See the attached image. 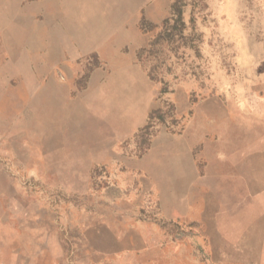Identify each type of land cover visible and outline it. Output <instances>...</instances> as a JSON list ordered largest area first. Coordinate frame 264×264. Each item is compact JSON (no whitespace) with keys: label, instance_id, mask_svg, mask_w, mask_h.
Returning <instances> with one entry per match:
<instances>
[{"label":"rangeland","instance_id":"obj_1","mask_svg":"<svg viewBox=\"0 0 264 264\" xmlns=\"http://www.w3.org/2000/svg\"><path fill=\"white\" fill-rule=\"evenodd\" d=\"M17 1L0 17V264H264V194L223 160L264 149V0Z\"/></svg>","mask_w":264,"mask_h":264},{"label":"crops","instance_id":"obj_2","mask_svg":"<svg viewBox=\"0 0 264 264\" xmlns=\"http://www.w3.org/2000/svg\"><path fill=\"white\" fill-rule=\"evenodd\" d=\"M9 1L10 0H0V17L3 14L2 12L5 11L6 15L7 16L9 15L8 17L13 19L14 13H12V12L15 11L16 5L18 7L20 6L19 5L20 3L17 0H15L14 2H9ZM70 2H72V0H50V6L53 7L54 9H56V11H58L59 9H61V10L68 9V8L70 9L71 8L69 6L71 4ZM8 4H10L9 8L5 9L4 7L8 6ZM68 18H69V15H68ZM86 20L88 22H93V20H88V19H86ZM86 20L79 22L80 28H85V27L88 28L89 27ZM8 21H10V19H8ZM14 27H15V25H14ZM23 29L24 30L27 29L29 32V26L27 28V26L23 25ZM94 36L90 39V42H89V40L87 38V32L83 31L81 33V37H82L81 45H80V48H77L78 51H80V53L83 54L84 51H88L89 49L90 50L94 49V46H96V44L94 43ZM79 37H80V35H79ZM55 44L60 45V43H58L57 38L55 39ZM67 50H68V47L64 46L63 51H67ZM62 59H64V58H62ZM131 128H132V130H131L132 132L135 131L136 125L131 126ZM118 133L120 134V137H117L119 140L126 138L127 131L125 129L118 130ZM207 152H208V150H207ZM218 152H219L218 150H215V153H218ZM223 160L225 163L226 162L232 163L231 165L234 166L233 169H234V173H235V179L237 181H238V179H241L242 181H244L246 183V187L249 188L250 190L251 189L254 190V189H256V187L258 189L262 190V191L258 192V194H259L258 196L262 195L260 193L264 194V149L260 150V152L256 155V151H254V148H252V146H249V144H247L246 152H242V151L240 152L239 151V154H236V155H231V156L226 155V158L225 159L223 158ZM182 163L183 162H180L178 160H173L170 165H173L174 167H176ZM186 163L189 165L190 160H187ZM155 165L156 164H153V163L151 164V172L156 171V169L153 170ZM193 169H195L193 167V165H190L189 166V170H190L189 174H194L195 171ZM212 169H213V167H210V169L208 168L209 174L212 175L214 180L216 179L215 181L220 180V182H222L220 177L217 178V173L215 171H213ZM195 173L197 174V171ZM182 176H183L182 174L181 175L178 174V176L173 177L172 181L177 180L178 182H180L181 180L179 178H181ZM183 177L185 178L186 176H183ZM206 179H207V176L203 177L200 175L198 178V181L200 180L202 182H207ZM233 179H234V177L232 175H230V180H233ZM250 209H251V207H250ZM250 220L253 222L264 221V210L262 212L258 213L257 216H252V217L250 216ZM254 227H255V225H254ZM258 228H260V225H258Z\"/></svg>","mask_w":264,"mask_h":264},{"label":"trees","instance_id":"obj_3","mask_svg":"<svg viewBox=\"0 0 264 264\" xmlns=\"http://www.w3.org/2000/svg\"><path fill=\"white\" fill-rule=\"evenodd\" d=\"M182 14H183V12L182 11H178V19L180 20V21H182Z\"/></svg>","mask_w":264,"mask_h":264}]
</instances>
